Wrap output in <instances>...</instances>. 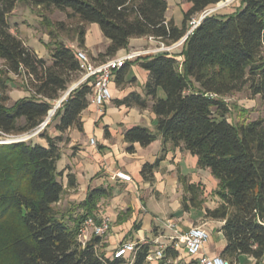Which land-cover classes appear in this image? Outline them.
I'll use <instances>...</instances> for the list:
<instances>
[{
  "label": "trees",
  "instance_id": "16d2710c",
  "mask_svg": "<svg viewBox=\"0 0 264 264\" xmlns=\"http://www.w3.org/2000/svg\"><path fill=\"white\" fill-rule=\"evenodd\" d=\"M225 1L188 0L191 7L178 27L165 19V0H0V59L4 62L0 135L17 136L38 129L79 77L76 51L57 39L48 22L44 26L50 39L46 44L49 60L12 34L9 17L18 4L43 12L54 9L68 20L76 19L79 26L72 41L79 50L84 49L87 25L96 24L110 41L98 56L103 62L126 49L133 38H153L170 46L186 35L193 17ZM54 27L63 31L65 25L59 22ZM263 54L264 0H238L233 13L205 17L188 35L179 54L137 58L140 68L148 72L144 96L131 93L115 102L128 108H150L156 116L155 134L144 127L124 132L129 153L134 144L147 147L158 135L163 150L170 144L188 152L197 158L198 169L210 171L217 181L214 195L220 202L215 209L205 210L204 217L223 222L225 247L219 256L229 264H239L241 256L264 264V121L229 122V108L219 98L246 87L264 101ZM125 67L117 72L118 85ZM8 74L24 78L30 93L9 106ZM91 88L89 83L80 85L56 109L37 136L46 146L32 139L0 145V256L11 264H146L148 243L136 244L132 261H128L105 257L100 237L84 247L77 242L80 225L93 217L100 199L108 196L106 190L90 191L79 204L82 213L75 217L56 208L65 194L63 171L56 167L59 144L70 128L82 131L80 115L88 107ZM52 123L58 136L47 133ZM159 161L142 166L144 181L152 180ZM66 179V189L76 187L72 174ZM164 255L168 259L179 253L167 248Z\"/></svg>",
  "mask_w": 264,
  "mask_h": 264
},
{
  "label": "crops",
  "instance_id": "0c3cea01",
  "mask_svg": "<svg viewBox=\"0 0 264 264\" xmlns=\"http://www.w3.org/2000/svg\"><path fill=\"white\" fill-rule=\"evenodd\" d=\"M165 1L167 2L165 19L174 21L173 11L178 4L174 2L171 11L170 0ZM21 21L28 22L25 18H21ZM24 35L28 39L24 44L40 58L49 60L46 40L38 42L31 35ZM68 43V47L75 51L79 50L75 41L71 40ZM109 44L110 41L101 34L96 24L87 25L82 51L91 60L100 62L98 56L105 52ZM156 45L157 42H151L147 37L133 38L129 40L128 47L118 51L114 58H120L131 51L151 49ZM175 52L179 54L180 50ZM177 59L180 61V56ZM1 69H4V62L0 59ZM117 72L110 79L112 95L110 102L98 110L89 96L88 107L80 115L82 131L70 128L63 135L64 141L59 144L60 159L56 167L58 171H63L61 182L65 194L56 206L61 205L68 209L70 212L66 216L75 217L82 213L79 204L85 201L90 191L99 188L106 190L108 196L100 199L93 217L98 220L107 218L110 221V231L101 237L105 245L103 252L107 258H110L117 246L124 243H148L150 248H154L157 242L179 253L177 257L167 259L169 264H195L193 263L195 260L185 254L182 246L175 247L176 242L172 240L173 232L165 228L167 222L177 224L181 234L193 226L203 227L209 234V240L203 246L200 255L219 256L225 247L221 233L223 222L204 217L205 210L215 209L220 202L214 195L217 181L208 169L197 168L195 156L179 148H172L170 144L163 150L162 138L158 135L147 147L134 144L132 153L127 151L129 146L124 142V132L133 127H144L155 134L156 116L150 108H128L115 104L116 100H122L131 93L143 97L148 72L140 68L138 61L128 62L119 85L116 83ZM15 79L16 76L8 74L5 83L11 104L30 97L26 89L14 85ZM159 95L162 96L161 93ZM47 133L49 136H58L53 126L47 128ZM35 138H37L35 143L46 146L43 139L36 136L32 140ZM91 140L94 141L93 145L90 143ZM158 159L160 161L153 171L152 180L144 181L140 175L142 166L153 165ZM117 172L129 175L131 182L125 183L114 179L113 175ZM67 174L75 177L76 187L66 189ZM189 186H193L194 190L191 191ZM182 201L185 202L187 209H183ZM133 254L126 260L132 261ZM239 264L255 262L247 256H241Z\"/></svg>",
  "mask_w": 264,
  "mask_h": 264
},
{
  "label": "built area",
  "instance_id": "2783aa9c",
  "mask_svg": "<svg viewBox=\"0 0 264 264\" xmlns=\"http://www.w3.org/2000/svg\"><path fill=\"white\" fill-rule=\"evenodd\" d=\"M209 16V15H208ZM207 17V12H203L198 19H192L189 23V29L186 35L179 41L165 46L163 43L148 38L151 42H157L154 48L147 50H136L125 54L120 58H111L103 62H96L91 60L87 54L82 50H76V59L79 63V77L67 93L55 103L54 107L59 108L60 104L67 98L69 93L80 85L89 83L91 88V102L101 110L102 107L110 102L112 95L110 91V79L111 76L123 68L126 63L136 60L139 57L146 55H158V54H173L184 43L186 38L192 31L200 24V22ZM49 123V120H45L38 129L26 134L25 138L20 136H4L0 135V145L8 144L12 142L27 141L33 137L38 136ZM10 139V140H8ZM90 143L93 145L94 141ZM114 179L128 183L131 182V177L123 172H117L113 175ZM110 221L107 218L96 219L89 217L80 225L77 235V242L84 247L94 237H103L110 231ZM165 228L173 232L176 246H182L185 254L195 260V264H229L228 261L222 259L220 256L207 257L201 256V250L209 240L208 232L201 226H193L186 232L180 233L177 224L173 222H167ZM166 246L161 243H155L154 248H150L146 256V262H158L159 264H169V261L165 259ZM136 244L129 242L117 246L110 258L111 259H125L135 252Z\"/></svg>",
  "mask_w": 264,
  "mask_h": 264
},
{
  "label": "rangeland",
  "instance_id": "374dc122",
  "mask_svg": "<svg viewBox=\"0 0 264 264\" xmlns=\"http://www.w3.org/2000/svg\"><path fill=\"white\" fill-rule=\"evenodd\" d=\"M174 2L178 4L174 8L175 10L173 11L174 23L176 26L181 27L183 21V13L190 7V4H188L189 3L188 0H172V1L170 0L171 11L173 10L172 5ZM222 4H223L222 7L217 8V6H214L207 9L206 12L212 11L210 12V15L231 14L237 8L238 0H232L229 3L222 2ZM202 14L195 16L192 19H198L199 17H201ZM21 18L27 19L28 22L27 21L22 22ZM9 22L12 26V31H11L12 34L16 35L21 41L23 42L27 41L28 39L24 37L25 36L24 34H29L34 39L38 40V42H42V40L44 39L46 40L47 43H50V39L47 35V29L44 26V22L45 23L48 22L52 27V31H54V33L56 34L57 39L63 42L65 45L69 44L68 41L75 39V31L78 29L79 26L76 19L68 20L66 18V15L62 12H59L54 9H51L48 12H43L39 8L31 9L30 7L24 4L17 5L15 10L13 11V14H11L9 17ZM59 22H62L65 25L63 31H60L58 30V28L54 27V24H57ZM189 23H188V29H189ZM177 50L178 51L181 50V46ZM14 82H15L14 85H19L22 88L26 89L24 78L17 77V79H15ZM75 82L70 84L68 90L72 87V85ZM67 91L61 96V98L67 93ZM219 99L222 100L228 106L229 113L227 115V119L229 122L233 124H237V123L246 124L257 119H262L264 121V101L259 96H252L246 87L242 88L238 92L231 93L230 95ZM55 103H57V101ZM10 104H11L10 102L7 103L8 106ZM51 126H53V123L50 125V127ZM24 135L25 134L17 135V136L25 138ZM36 140L37 138L33 139L32 141L34 142ZM56 208L62 214L66 215L67 213H69V211H67L68 209L67 210L64 209L63 207H61V205L56 206ZM0 257L2 258L1 259L2 262L0 264H11V262L7 259L6 256L3 257V254Z\"/></svg>",
  "mask_w": 264,
  "mask_h": 264
},
{
  "label": "water",
  "instance_id": "95a60500",
  "mask_svg": "<svg viewBox=\"0 0 264 264\" xmlns=\"http://www.w3.org/2000/svg\"><path fill=\"white\" fill-rule=\"evenodd\" d=\"M230 1H232V0H226L225 2H226V3H229ZM220 4H222V2H220V3H218V4L216 5L217 8L219 7ZM222 5H223V4H222ZM210 12H212V11H208V12H207V16L210 15ZM56 109H57L56 107H53V109L50 110V111L48 112L47 120H50V117L54 114V112L56 111ZM19 142H23V141H19ZM12 143H17V142H12ZM8 144H11V142L8 143Z\"/></svg>",
  "mask_w": 264,
  "mask_h": 264
},
{
  "label": "bare ground",
  "instance_id": "6f19581e",
  "mask_svg": "<svg viewBox=\"0 0 264 264\" xmlns=\"http://www.w3.org/2000/svg\"><path fill=\"white\" fill-rule=\"evenodd\" d=\"M223 3H224V2H223ZM220 7H222V4H220L218 8H220Z\"/></svg>",
  "mask_w": 264,
  "mask_h": 264
}]
</instances>
